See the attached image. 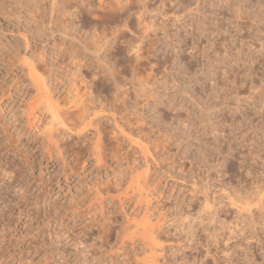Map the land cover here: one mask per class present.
Wrapping results in <instances>:
<instances>
[{"label": "rangeland", "instance_id": "374dc122", "mask_svg": "<svg viewBox=\"0 0 264 264\" xmlns=\"http://www.w3.org/2000/svg\"><path fill=\"white\" fill-rule=\"evenodd\" d=\"M0 58V264H264V0H0Z\"/></svg>", "mask_w": 264, "mask_h": 264}, {"label": "bare ground", "instance_id": "6f19581e", "mask_svg": "<svg viewBox=\"0 0 264 264\" xmlns=\"http://www.w3.org/2000/svg\"><path fill=\"white\" fill-rule=\"evenodd\" d=\"M117 4V3H116ZM137 56H138V54H136ZM138 58V57H137ZM0 65H1V58H0ZM29 74H30V80H31V82L33 83V85H35V87H36V91L40 94V96H39V98H38V100H39V103L41 104V108H43V109H46V110H48L49 111V116H50V122L51 123H53L52 124V126L53 125H55L56 123H61L62 124V128H64L65 129V131L67 130L69 133H77V132H79V131H81L82 129H83V127L82 128H80V125L81 124H83L84 122H86L85 120L87 119L88 121H87V123H92L93 121H98L99 119L98 118H96V117H91L90 115H91V112H90V109H91V107H92V103H93V101H89L88 103H82V104H80V106L78 107V109L76 110V111H69V110H66V109H64V108H62V107H60V106H58V104H57V102H56V99H52V94H51V92H52V90H51V87H50V83H49V86H47V84L43 81V79H41L36 73H35V68H34V66H30L29 67ZM53 93V92H52ZM39 94H37V95H39ZM1 95V94H0ZM0 98H1V96H0ZM37 101V100H36ZM89 104H91V105H89ZM113 117V116H112ZM96 118V119H95ZM95 119V120H94ZM85 125V124H84ZM66 131V132H67ZM68 132H67V134H68ZM95 147H98L97 145L95 146ZM93 150H94V148H93ZM94 154H95V159H96V162L97 161H99L100 160V155H99V152L98 151H94ZM0 168L2 169V166H0ZM255 180V179H254ZM251 181V180H250ZM262 181V180H261ZM264 181V180H263ZM248 184V183H247ZM251 185H253V184H251ZM252 187V186H251ZM255 187V186H254ZM256 189H258V190H260L259 188H256ZM246 190V189H245ZM254 190V189H253ZM232 191V190H231ZM257 191V190H256ZM262 190H260V192H261ZM248 192H250V191H248ZM232 193V192H231ZM243 193H244V191H243ZM254 193V192H253ZM258 193H259V191H258ZM264 193V191L262 192V194ZM233 194V193H232ZM246 194H249V193H246ZM239 195V194H238ZM245 195V194H244ZM252 195H254V194H252ZM256 195V194H255ZM258 195V194H257ZM261 195V194H260ZM259 195V196H260ZM0 196H1V192H0ZM259 196H258V198H259ZM262 196V195H261ZM241 197V196H240ZM239 197V198H240ZM248 197V196H247ZM253 198V196H249V198ZM242 198V197H241ZM249 198H247V199H249ZM258 198L255 196V198L254 199H256L257 200V202L259 201L258 200ZM232 199V198H231ZM247 199H242V200H247ZM262 199V198H261ZM239 200H241V199H239ZM238 200V201H239ZM2 201V200H1ZM261 202H264V201H262V200H260ZM260 201H259V203H260ZM248 202H250V199H249V201ZM237 204H238V202H236ZM243 204V202L242 201H240L239 202V204ZM259 203L257 204V205H259ZM246 204V203H245ZM248 204V203H247ZM246 204V205H247ZM252 204H253V202H252ZM244 205V204H243ZM243 205H242V208H243ZM255 205V204H254ZM256 205V206H257ZM261 205H262V203L260 204V206H258L257 208L259 209V207H261ZM248 206V205H247ZM263 206V205H262ZM241 207V206H240ZM244 207H246V206H244ZM252 207V206H251ZM101 208V207H100ZM241 208V209H242ZM249 208V207H248ZM247 208V209H248ZM253 208H255V207H253ZM237 209H239L238 207H237ZM244 211H245V208L243 209ZM254 210V209H253ZM261 211L263 210V209H260ZM249 210H247V212H248ZM249 213H251V211L250 212H248V214ZM259 213V212H258ZM263 213V212H262ZM252 214V213H251ZM242 215V214H241ZM144 221V220H143ZM137 223V222H136ZM140 223V222H139ZM145 223V222H144ZM143 223V224H144ZM143 224H141L142 226H144ZM107 236L106 235H99L98 234V236L96 235V236H94L93 237V241H94V243L96 244L97 242L98 243H100L101 245H103L104 243H105V238H106ZM135 241V240H134ZM227 251V250H226ZM229 252V251H228ZM225 253H227V252H225ZM230 256V255H229ZM228 256V257H229ZM223 257H225V256H223ZM215 258V257H214ZM227 258V257H226ZM234 258V257H233ZM229 260V259H228ZM230 260H232L231 258H230ZM225 261V260H224ZM233 261V260H232ZM230 262V263H233V262ZM213 262V261H212ZM215 262V261H214ZM228 262V263H229ZM216 263V262H215Z\"/></svg>", "mask_w": 264, "mask_h": 264}]
</instances>
